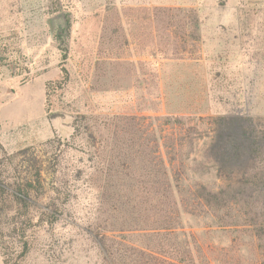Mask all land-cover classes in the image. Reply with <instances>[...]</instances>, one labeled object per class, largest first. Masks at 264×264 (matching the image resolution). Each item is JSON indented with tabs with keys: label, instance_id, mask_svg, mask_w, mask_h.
<instances>
[{
	"label": "rangeland",
	"instance_id": "obj_1",
	"mask_svg": "<svg viewBox=\"0 0 264 264\" xmlns=\"http://www.w3.org/2000/svg\"><path fill=\"white\" fill-rule=\"evenodd\" d=\"M164 6L196 10L200 39L194 49L180 42L155 71L147 18ZM60 13L66 28L50 24ZM172 112L182 124L152 119ZM221 113L264 117V0H0V159L26 177L38 171L37 205L52 202L59 213L28 229L22 264H99L86 233L99 220L94 180L104 153L96 148L126 121L142 140L160 133L183 189L224 184L190 173ZM206 222L184 215L182 229L212 248H242L234 264H264L263 249L253 258L245 238L203 233Z\"/></svg>",
	"mask_w": 264,
	"mask_h": 264
},
{
	"label": "trees",
	"instance_id": "obj_2",
	"mask_svg": "<svg viewBox=\"0 0 264 264\" xmlns=\"http://www.w3.org/2000/svg\"><path fill=\"white\" fill-rule=\"evenodd\" d=\"M147 19L149 66L155 71L160 61L175 59L180 42L190 41L194 49L200 39L199 17L192 8L155 7ZM61 71L66 79V70ZM152 78L157 79V74ZM151 86L159 91L158 83ZM150 111L159 110L151 106ZM152 119L182 124L185 116L172 112ZM210 121L209 139L199 150L200 161L192 159L190 173L211 174L224 183L212 188L194 182L183 189L181 174L170 169L161 155L160 133L152 131L142 140L135 124L132 128L128 121L96 148L104 153L94 180L100 197L99 220L86 233L98 251L99 264L238 261L235 252L241 253L242 248L227 247L225 241L221 248H212L199 242L202 233L184 232V215L206 220L208 230L203 233L245 238L253 258L258 257V248L264 250V117L221 113ZM43 192L38 171L26 177L17 166L0 159L2 264H22L28 250L27 231L36 218L59 215L52 202L45 209L38 207ZM262 255L264 259V251Z\"/></svg>",
	"mask_w": 264,
	"mask_h": 264
},
{
	"label": "water",
	"instance_id": "obj_3",
	"mask_svg": "<svg viewBox=\"0 0 264 264\" xmlns=\"http://www.w3.org/2000/svg\"><path fill=\"white\" fill-rule=\"evenodd\" d=\"M54 22H62V26L64 28L67 27V23H66L65 17L61 13L60 14H56L52 18H50V24H51V26H53V23Z\"/></svg>",
	"mask_w": 264,
	"mask_h": 264
}]
</instances>
